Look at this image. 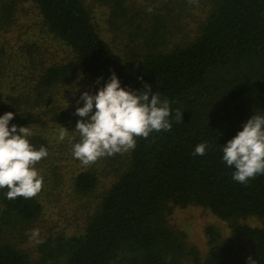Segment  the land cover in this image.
<instances>
[{
  "label": "trees",
  "instance_id": "16d2710c",
  "mask_svg": "<svg viewBox=\"0 0 264 264\" xmlns=\"http://www.w3.org/2000/svg\"><path fill=\"white\" fill-rule=\"evenodd\" d=\"M30 1L45 31L71 50L73 60L33 70V87L22 92H0V115L14 114L9 126L43 122L58 84L83 74L100 88L115 72L121 87L142 92L148 84L168 99L172 129L136 138L83 233L36 244L35 261L15 239H25L41 204L36 197L10 200L8 189H0V264H184L194 251L168 226V215L174 207L190 205L209 210L231 230L225 240L212 226L205 228L208 249L202 264H246L237 242L249 245V264H264V175L247 184L234 181V168L221 151L254 113L264 115V0H201L207 6L204 20L191 37L171 45L167 16L195 0H169L142 14L123 0H93L108 5L110 24L116 21L128 31L124 54L100 36L87 0ZM17 8V0H0L1 35L15 25ZM3 53L2 43L0 89L9 76ZM51 113L50 120L62 126L75 128L81 119L67 109ZM29 140L36 149L45 146L40 138L38 144L35 137ZM205 141V155H193ZM97 181L95 172L81 170L73 185L87 194ZM247 217L260 224L241 222Z\"/></svg>",
  "mask_w": 264,
  "mask_h": 264
},
{
  "label": "rangeland",
  "instance_id": "374dc122",
  "mask_svg": "<svg viewBox=\"0 0 264 264\" xmlns=\"http://www.w3.org/2000/svg\"><path fill=\"white\" fill-rule=\"evenodd\" d=\"M87 1L92 6L100 36L118 53H126L128 31L124 30V27H118L116 21L111 24L108 22V5L93 0ZM123 1L130 10L136 9L142 14L149 12L147 10L149 8H152V12H156L169 0ZM171 1L175 2V0ZM17 6L15 25L10 31L0 34V44L4 45V65L9 75H6V83L0 92L7 94L19 93L24 88L33 87L34 82L30 80L32 76L30 72L33 70L37 73L43 66L52 63L71 64L73 60L71 50L45 31L30 0H17ZM206 11L207 6L201 0H195L194 4L189 3L181 10L173 9L170 16H167L166 22L172 31L169 44L191 37L196 26L204 20ZM30 54L35 61L33 65L30 63L32 60ZM98 88L93 80L83 74L58 84L56 92L52 95L51 112L61 108L74 114L77 107L83 106V101L80 100L81 93L87 91L95 94ZM51 112L45 114L43 122L34 123L30 127L31 138L35 137L37 144L39 138L42 139L48 151V156L35 165L36 170L43 177V188L36 196L42 212L31 228V230L39 229L43 240L58 235L72 236L83 233L88 218L98 207L101 194L115 179L116 170L128 154V152L118 153L100 158L90 166L82 165L72 154V142L67 137L62 142L58 140V130L62 127L69 130L70 137L78 138L75 128H72L70 123L68 126L53 123L50 120ZM81 170H91L97 175L95 188L87 194L77 192L73 185L74 176ZM241 222L250 226L260 224L255 217H247ZM168 226L176 233L182 234V240L194 251L192 255L184 258V264H202L208 249L205 234L207 226L215 228L222 239L231 237L229 224L200 206L174 207L168 215ZM31 230L25 239L20 241L15 239V242L19 247L27 250L32 261H35L38 257L37 243L30 238ZM236 247L246 264H249V245L237 242ZM113 264L119 263L113 262Z\"/></svg>",
  "mask_w": 264,
  "mask_h": 264
},
{
  "label": "clouds",
  "instance_id": "9594fccd",
  "mask_svg": "<svg viewBox=\"0 0 264 264\" xmlns=\"http://www.w3.org/2000/svg\"><path fill=\"white\" fill-rule=\"evenodd\" d=\"M147 10L151 12L152 8ZM144 87L146 90L142 92L121 87L112 72L95 94L81 93L83 106L75 109L81 118L74 129L78 138L70 137L69 130L62 127L58 130V140L62 142L67 137L72 142L74 158L90 166L100 158L134 150L136 138L147 139L153 132H170L171 102L161 99L151 85ZM13 118L10 111L0 115V189H8L6 197L10 200L31 199L43 188V177L35 165L48 156V151L44 146L37 150L30 143L29 127L9 126ZM175 118L182 121L181 111L176 110ZM208 148L206 141L201 142L195 146L193 155L203 156ZM221 151L222 160L234 168V181L247 184L257 175H264V115L254 113L242 130L221 145ZM30 238L37 244L43 243L39 229H32Z\"/></svg>",
  "mask_w": 264,
  "mask_h": 264
}]
</instances>
